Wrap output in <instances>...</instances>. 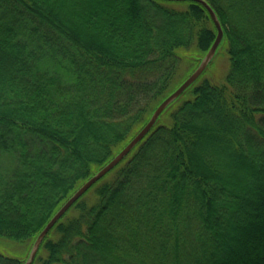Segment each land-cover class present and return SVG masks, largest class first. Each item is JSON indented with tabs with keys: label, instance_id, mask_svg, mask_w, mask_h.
<instances>
[{
	"label": "trees",
	"instance_id": "obj_1",
	"mask_svg": "<svg viewBox=\"0 0 264 264\" xmlns=\"http://www.w3.org/2000/svg\"><path fill=\"white\" fill-rule=\"evenodd\" d=\"M206 1L224 82L172 103L33 264H264V0ZM216 34L192 0H0V237L32 246Z\"/></svg>",
	"mask_w": 264,
	"mask_h": 264
},
{
	"label": "water",
	"instance_id": "obj_2",
	"mask_svg": "<svg viewBox=\"0 0 264 264\" xmlns=\"http://www.w3.org/2000/svg\"><path fill=\"white\" fill-rule=\"evenodd\" d=\"M166 1H186V0H166ZM201 3L208 11L215 27L217 30L216 38L211 45L210 49L206 55L200 61L198 67L174 90L172 91L163 101L156 107L150 116L147 123L137 132V134L100 170L94 173L89 179H87L56 211V213L47 222L44 228L40 231L37 238L35 239L31 251L26 258L24 264H33L39 248L50 232V230L56 225V223L63 217V215L74 205V203L81 198L95 183H97L101 178L108 174L112 169H114L123 159L142 141V139L150 132V130L155 126L161 114L165 109L170 106L174 101H176L193 83H195L198 78L203 74L206 68L209 66L210 62L214 58L218 47L222 43L224 37L223 27L217 16V13L212 8V6L206 0H192Z\"/></svg>",
	"mask_w": 264,
	"mask_h": 264
},
{
	"label": "rangeland",
	"instance_id": "obj_3",
	"mask_svg": "<svg viewBox=\"0 0 264 264\" xmlns=\"http://www.w3.org/2000/svg\"><path fill=\"white\" fill-rule=\"evenodd\" d=\"M201 60H202V58H201ZM197 67L198 66H195V69ZM183 68H185V67H183ZM228 69H229V60H228L227 53H226L225 49H223V47L219 46L214 58L212 59V61L209 64V66L206 68V70L203 72V74L198 79H200V78L202 80L208 79L214 84H221L225 80ZM185 70L186 69H183V71H185ZM190 74L191 73H189L187 76L185 75L186 77L183 79V81ZM183 97L184 96L181 95L179 98L182 99ZM168 107L170 108V106H168ZM168 107L165 109L166 112L168 110ZM165 113L161 114V116L163 115L162 118H164L166 121H168L167 115H165ZM91 200L92 199L90 196V197H88L87 202H90ZM31 248H32L31 243L30 244H17L15 242H12L10 240H7L5 238L0 237V253L7 255L9 257L23 259V260L25 258V260H26V258L28 257V255L31 251Z\"/></svg>",
	"mask_w": 264,
	"mask_h": 264
}]
</instances>
